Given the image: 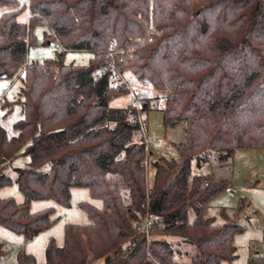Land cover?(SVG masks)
Instances as JSON below:
<instances>
[{
    "label": "trees",
    "instance_id": "obj_1",
    "mask_svg": "<svg viewBox=\"0 0 264 264\" xmlns=\"http://www.w3.org/2000/svg\"><path fill=\"white\" fill-rule=\"evenodd\" d=\"M17 2L0 0V8ZM28 9L26 23L18 19L24 7L0 17V78L22 85L3 104H17L22 118L14 136L0 128V189L16 183L24 195L22 203L0 197V225L33 239L55 224L53 208L31 212L33 200L69 207L71 188H88L102 207L83 202L89 223L67 224L44 264H231L243 227L225 211L222 222L206 216L225 183L210 185L191 163L208 151L226 160L236 148L264 149V0H29ZM39 25L59 47L42 64L28 61ZM111 45L124 52L115 56L121 72L168 90L164 125H185V140L174 144L179 158L153 163L151 187L141 118L151 105L110 107L113 96L128 95L109 87ZM69 51L90 52L89 64H65ZM20 156L28 163L11 178ZM6 253L0 244V259ZM8 264L40 263L20 250Z\"/></svg>",
    "mask_w": 264,
    "mask_h": 264
},
{
    "label": "rangeland",
    "instance_id": "obj_2",
    "mask_svg": "<svg viewBox=\"0 0 264 264\" xmlns=\"http://www.w3.org/2000/svg\"><path fill=\"white\" fill-rule=\"evenodd\" d=\"M16 7L0 8L1 15L10 10L24 7L19 15L21 22L29 20V0H17ZM49 33L45 25L35 28V44L28 50V61L44 63L54 59L59 47L55 43L48 45L45 34ZM92 54L87 51H69L64 55L67 65L87 66ZM102 72H95L97 78ZM129 74V73H127ZM130 75V74H129ZM21 80L0 78V128L4 129L8 136L16 134L14 124L22 118L21 109L17 104L11 108L3 107L4 102H14L18 98ZM151 105L144 115L142 121L146 120V132L142 134L146 139L150 155L146 163L147 183L151 187L154 182L155 168L153 163L160 157L178 159L179 154L174 144L185 140L184 123L175 127H167L163 122L162 107L158 102H148ZM112 108H130L131 97L129 95L113 96L110 102ZM138 110V109H137ZM141 135V136H142ZM28 158L20 156L10 162L8 174L11 178L16 177L15 169L27 165ZM193 175L208 176L214 183H225L207 205V217H215L222 222L221 211L243 227V232L235 236L234 245L237 248L236 258L231 264H247L250 257L264 256V149L263 148H236L233 156L226 160H220L215 152H207V160L201 163L198 158L193 157ZM234 188L233 192L228 187ZM1 198H12L17 203L24 202V195L16 183L4 186L0 189ZM83 202H89L98 208L102 202L92 199L88 188H71L70 206L65 207L53 200H33L30 204L31 212H38L53 208L55 224L38 234L33 239H26L10 229L0 225V244L7 253L0 259V264L14 263L20 250L32 254L38 263L46 262V249L51 241L57 246L64 244L65 226L67 224L89 223L88 213L81 207ZM193 219V216L191 217ZM184 264H190L189 257H183ZM93 264H102L99 261ZM226 264V263H222Z\"/></svg>",
    "mask_w": 264,
    "mask_h": 264
},
{
    "label": "built area",
    "instance_id": "obj_3",
    "mask_svg": "<svg viewBox=\"0 0 264 264\" xmlns=\"http://www.w3.org/2000/svg\"><path fill=\"white\" fill-rule=\"evenodd\" d=\"M118 52L114 50V46L111 45L108 55L111 58V63L106 67L108 70V83L112 89H124L131 97V108L140 109L145 102H158L160 106H163L168 97V90L155 89L148 80H139L134 76L127 73H123L117 67L115 62V56ZM129 53V51L127 52ZM209 186V184H206ZM234 188L229 186L228 191L233 192ZM151 219L146 218L145 224L141 228L147 231L151 226Z\"/></svg>",
    "mask_w": 264,
    "mask_h": 264
},
{
    "label": "crops",
    "instance_id": "obj_4",
    "mask_svg": "<svg viewBox=\"0 0 264 264\" xmlns=\"http://www.w3.org/2000/svg\"><path fill=\"white\" fill-rule=\"evenodd\" d=\"M21 115H22V112H21ZM214 183V182H213ZM149 186V185H148ZM150 187V186H149Z\"/></svg>",
    "mask_w": 264,
    "mask_h": 264
}]
</instances>
